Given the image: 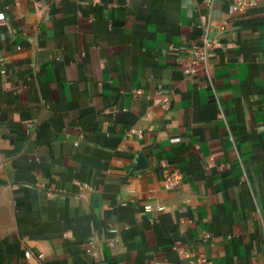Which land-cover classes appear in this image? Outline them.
<instances>
[{
	"label": "crops",
	"instance_id": "crops-1",
	"mask_svg": "<svg viewBox=\"0 0 264 264\" xmlns=\"http://www.w3.org/2000/svg\"><path fill=\"white\" fill-rule=\"evenodd\" d=\"M0 264H264V0H0Z\"/></svg>",
	"mask_w": 264,
	"mask_h": 264
},
{
	"label": "built area",
	"instance_id": "built-area-1",
	"mask_svg": "<svg viewBox=\"0 0 264 264\" xmlns=\"http://www.w3.org/2000/svg\"><path fill=\"white\" fill-rule=\"evenodd\" d=\"M217 46V41L208 35H205L198 42L192 43L187 46V51L189 52V57L182 62L183 73L187 76H193L199 72H205L208 69L210 59L214 54L215 47ZM152 206L147 205L146 210H151ZM159 209H164V206H160ZM26 256H31L32 252L26 250ZM43 257V253L39 252L37 258L40 260Z\"/></svg>",
	"mask_w": 264,
	"mask_h": 264
}]
</instances>
